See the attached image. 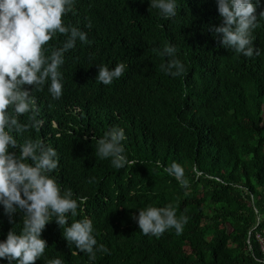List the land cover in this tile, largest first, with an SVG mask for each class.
Masks as SVG:
<instances>
[{"label": "trees", "instance_id": "trees-1", "mask_svg": "<svg viewBox=\"0 0 264 264\" xmlns=\"http://www.w3.org/2000/svg\"><path fill=\"white\" fill-rule=\"evenodd\" d=\"M177 3L170 19L149 10L150 0H75L74 14L64 16L65 25L87 33L88 43L78 40L65 53L59 100L48 91L50 81L34 93L41 130L17 139H41L57 150L59 167L52 175L74 198L87 197L77 215L68 216L69 226L90 218L97 247L103 244L109 253L98 252L89 261L69 245L53 217L42 233L47 247L36 264L54 258L63 264L264 260L257 238L264 236V20L253 31L260 55L248 58L225 48L222 34L214 32L223 22L217 0ZM261 11L264 0L257 5L258 18ZM65 39L57 33L45 45L46 55ZM165 44L176 46L184 75L160 69L169 59L159 54ZM117 63L126 65L123 76L110 85L96 81L99 65L111 69ZM113 127L125 130L124 155L136 164L116 169L111 158L96 156L97 141ZM172 162L185 169L188 188L164 171ZM169 203L177 217L189 218L183 234L169 229L159 238L144 235L133 219L140 208ZM22 219L18 210L10 223L0 205V242L14 227L20 231ZM0 264L10 262L0 258Z\"/></svg>", "mask_w": 264, "mask_h": 264}, {"label": "clouds", "instance_id": "clouds-1", "mask_svg": "<svg viewBox=\"0 0 264 264\" xmlns=\"http://www.w3.org/2000/svg\"><path fill=\"white\" fill-rule=\"evenodd\" d=\"M259 3L260 0H217L223 22L214 32L222 34L220 43L225 48L248 58L260 55L253 47V31L259 27V20H264V11L259 13V18L257 16ZM74 7L75 0H0V205L10 223H14L13 216L18 210L23 213L20 231L14 227L7 233L6 240L0 242V258H6L10 264L13 261L36 264L47 247L42 233L53 217L63 228L69 245L88 254L89 261H95L98 252L109 253L105 245L97 247L90 218L74 220L69 226L68 216L75 217L87 197L74 198L73 191L62 188L52 175L59 167L57 150L41 139L27 138L22 142L17 139L30 129L41 130L44 121L37 118L40 110L34 93L43 91L50 81L48 91L52 99L59 100L63 95L60 68L65 62V53L75 48L78 40L88 43L86 32L64 23V16L70 12L74 14ZM178 7L177 0H150L149 10L158 9L164 19H170L176 16ZM57 33L66 39L62 47H53L50 55H46L45 45ZM176 53V46L171 44H165L159 53L169 58L160 69L173 77L186 72ZM125 69L124 63H117L111 69L99 65L96 81L110 85L124 75ZM21 116H26L27 122H21ZM125 140L123 128H111L97 141L96 156L111 158L116 169L136 164L124 155L122 141ZM156 164L161 166L160 161ZM164 171L181 187H189L181 164L172 162ZM133 219L144 235L159 238L169 229L182 235L189 218L183 214L177 217L176 208L169 203L164 207H142L138 217ZM72 255L77 252L73 251ZM253 259L256 264H264V260L255 256ZM47 264H63V261L54 258Z\"/></svg>", "mask_w": 264, "mask_h": 264}, {"label": "built area", "instance_id": "built-area-1", "mask_svg": "<svg viewBox=\"0 0 264 264\" xmlns=\"http://www.w3.org/2000/svg\"><path fill=\"white\" fill-rule=\"evenodd\" d=\"M257 238L259 242L261 243L262 249L264 250V236L261 233H258Z\"/></svg>", "mask_w": 264, "mask_h": 264}]
</instances>
